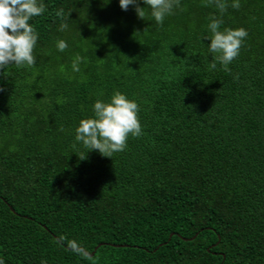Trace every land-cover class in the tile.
<instances>
[{"label": "trees", "instance_id": "trees-1", "mask_svg": "<svg viewBox=\"0 0 264 264\" xmlns=\"http://www.w3.org/2000/svg\"><path fill=\"white\" fill-rule=\"evenodd\" d=\"M42 2L35 66L0 69L5 264H92L72 241L95 264H264V0H227L221 30L248 33L230 73L208 68L200 37L219 12L205 0H180L162 26L143 0L145 20L119 0ZM116 91L144 134L81 160L76 128Z\"/></svg>", "mask_w": 264, "mask_h": 264}, {"label": "clouds", "instance_id": "clouds-1", "mask_svg": "<svg viewBox=\"0 0 264 264\" xmlns=\"http://www.w3.org/2000/svg\"><path fill=\"white\" fill-rule=\"evenodd\" d=\"M143 3L150 8L151 17L160 26L167 16L173 14L174 9L182 10L180 0H143ZM119 6L125 11L129 6H133L137 16L145 20L144 7H141L137 0H119ZM204 6H213L219 12V15L209 16L207 28L210 35L202 34L200 37L202 41H209L208 52L212 54V58L208 68L215 70L218 62L225 72L230 73L229 65L239 56L248 35L247 30L243 27L235 29L225 27L221 30L224 23L222 16L229 7L227 0H205ZM230 6L234 9L241 7L239 0H232ZM45 11L46 5L42 0H0V69L3 70L13 64L17 68L35 66L34 48L38 41V32L30 21L33 17L43 15ZM70 12L68 11L65 16V9L57 11L56 15L62 21L59 31L67 30L66 21ZM56 47L58 51L63 52L68 48V44L61 39ZM81 60L80 56L76 57L72 65L73 71H80ZM139 110L140 106L136 100L129 99L121 91L114 92L108 102L96 100L93 115L82 119L75 130V141L81 143L85 149L78 157L84 160L87 158V152L95 150L101 156L112 158L114 153L125 151L129 136L139 138L144 134L138 119ZM73 146L75 147V144ZM60 239L65 240L64 237ZM69 248L95 264L79 241H72ZM0 264H5L2 257ZM41 264H47V261L42 260Z\"/></svg>", "mask_w": 264, "mask_h": 264}]
</instances>
